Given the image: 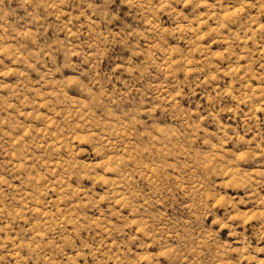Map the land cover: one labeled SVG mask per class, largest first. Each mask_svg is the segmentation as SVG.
I'll return each mask as SVG.
<instances>
[{
  "label": "rangeland",
  "instance_id": "1",
  "mask_svg": "<svg viewBox=\"0 0 264 264\" xmlns=\"http://www.w3.org/2000/svg\"><path fill=\"white\" fill-rule=\"evenodd\" d=\"M0 264H264V0H0Z\"/></svg>",
  "mask_w": 264,
  "mask_h": 264
}]
</instances>
